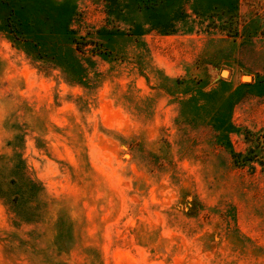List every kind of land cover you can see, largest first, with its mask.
<instances>
[{
  "label": "rangeland",
  "instance_id": "374dc122",
  "mask_svg": "<svg viewBox=\"0 0 264 264\" xmlns=\"http://www.w3.org/2000/svg\"><path fill=\"white\" fill-rule=\"evenodd\" d=\"M0 264H264V0H0Z\"/></svg>",
  "mask_w": 264,
  "mask_h": 264
},
{
  "label": "water",
  "instance_id": "95a60500",
  "mask_svg": "<svg viewBox=\"0 0 264 264\" xmlns=\"http://www.w3.org/2000/svg\"><path fill=\"white\" fill-rule=\"evenodd\" d=\"M224 72H225V71H223V73H224ZM223 73H222V74H223Z\"/></svg>",
  "mask_w": 264,
  "mask_h": 264
}]
</instances>
